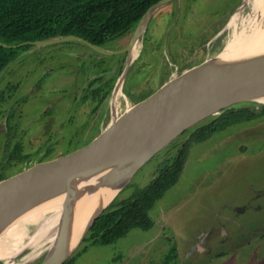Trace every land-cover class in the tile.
Wrapping results in <instances>:
<instances>
[{"label": "rangeland", "instance_id": "374dc122", "mask_svg": "<svg viewBox=\"0 0 264 264\" xmlns=\"http://www.w3.org/2000/svg\"><path fill=\"white\" fill-rule=\"evenodd\" d=\"M242 3L174 0L156 10L122 83L133 109H142L195 52L216 49L221 31ZM133 30L109 40L104 48H123ZM97 53L77 41L31 46L0 73L1 89L7 84L16 87L7 90L0 103V183L33 169L40 168L39 175L60 168L105 127L127 54ZM100 85L104 87L91 94ZM211 117L172 141L181 143L189 129ZM15 143L21 144L24 159L10 160ZM160 158L154 156L140 167L117 199L146 185ZM149 215L153 225L148 230L133 228L113 243L89 245L74 264H165L172 246L177 255L169 264H264V115L191 144L178 181ZM83 245L82 241L72 255ZM44 256H35L28 264H40Z\"/></svg>", "mask_w": 264, "mask_h": 264}, {"label": "water", "instance_id": "95a60500", "mask_svg": "<svg viewBox=\"0 0 264 264\" xmlns=\"http://www.w3.org/2000/svg\"><path fill=\"white\" fill-rule=\"evenodd\" d=\"M172 1L174 0H158L152 4L138 20L128 44L116 51H109L73 34L17 45L0 42V45L17 47L31 44L33 47L77 41L89 50L103 55L126 53L121 72L124 79L130 66L127 61L128 53L137 39L140 38L141 42L143 40L144 32L139 35L142 22L146 20L148 23L156 10ZM162 93L165 95L162 103L145 116L133 118L130 123L127 120L125 132L120 137L111 139L104 148L94 150L97 140L94 138L79 156L71 158L56 170L38 175L40 168L33 169L23 176L18 175L10 181L0 183V225L26 216L49 202L58 204L88 197L51 241L53 243L63 239V243H59L48 254L41 252L36 255L45 253L40 264H63L83 241L95 220L131 181L140 167L184 130L205 118L219 115L232 105L247 102L256 94H262L264 104V46L185 83L170 86L164 83L150 96H160ZM109 131L108 126L103 135H109ZM31 247L33 246H29Z\"/></svg>", "mask_w": 264, "mask_h": 264}, {"label": "trees", "instance_id": "16d2710c", "mask_svg": "<svg viewBox=\"0 0 264 264\" xmlns=\"http://www.w3.org/2000/svg\"><path fill=\"white\" fill-rule=\"evenodd\" d=\"M158 0H0V42L17 45L21 42L42 40L51 37L73 34L89 42L104 47L116 37L132 31L145 11ZM31 44L17 47L0 45V73L9 65L20 51L27 50ZM89 49V48H88ZM103 56V54L97 53ZM105 62V59L101 60ZM111 82V81H110ZM94 82L89 83V87ZM106 83V82H105ZM103 86L95 87L98 93ZM16 88L7 84L0 88V103L6 98V91ZM110 88L106 90L105 96ZM86 95L82 97V100ZM104 99V96L100 101ZM242 102L224 109L214 116L189 129L186 139L181 143L172 141L154 156H161L149 182L142 187H134L130 196L117 199L99 215L85 236L84 245L63 264H74L78 254L89 245H106L125 236L131 229L148 230L153 221L149 211L154 203L173 186L184 168L189 148L200 143L227 127L249 122L264 115V105ZM258 104L260 109L255 107ZM22 146L15 143L12 158L24 159ZM162 152H164L162 154ZM87 246V247H86ZM177 255L172 246L165 256V264Z\"/></svg>", "mask_w": 264, "mask_h": 264}, {"label": "bare ground", "instance_id": "6f19581e", "mask_svg": "<svg viewBox=\"0 0 264 264\" xmlns=\"http://www.w3.org/2000/svg\"><path fill=\"white\" fill-rule=\"evenodd\" d=\"M146 25L147 22L144 20L139 30L140 36L146 29ZM222 32L224 35L216 49L195 52L188 65L181 70L177 68L166 84L170 86L179 82L185 83L244 53L263 47L264 0H244ZM141 47L139 38L128 53L129 65L139 55ZM122 79L123 76L120 77L112 91L108 106V122L95 135L94 138L97 140L94 150H100L114 137H120L128 126L127 120L130 123L133 118L145 116L162 103L165 96L164 93L154 96L142 109H133L129 99L122 92ZM262 100V94H256L247 102L262 104ZM108 126L110 127L109 135H103ZM87 199L88 197H80L58 204L49 202L26 216L0 225V264H25L41 252L50 253L59 243H63V239L51 242L55 233L67 225ZM31 245L33 248L27 249ZM21 254L22 257H20Z\"/></svg>", "mask_w": 264, "mask_h": 264}, {"label": "flooded vegetation", "instance_id": "af4514ba", "mask_svg": "<svg viewBox=\"0 0 264 264\" xmlns=\"http://www.w3.org/2000/svg\"><path fill=\"white\" fill-rule=\"evenodd\" d=\"M241 211H243V209H242ZM236 221H237V219L235 218V219H234V222H236ZM232 224H233V222H232L230 225H228V227H230ZM226 228H227V227H226ZM221 234H222L221 231L218 232L217 237L215 238V240L211 241V243L213 244V243L217 242V241H218V238L220 237ZM209 243H210V242H209ZM207 244H208V243H207Z\"/></svg>", "mask_w": 264, "mask_h": 264}]
</instances>
